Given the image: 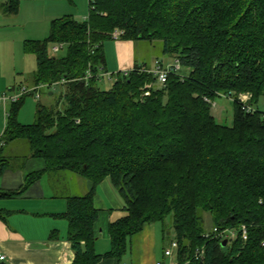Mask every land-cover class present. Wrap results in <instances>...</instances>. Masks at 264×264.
<instances>
[{
  "label": "trees",
  "instance_id": "16d2710c",
  "mask_svg": "<svg viewBox=\"0 0 264 264\" xmlns=\"http://www.w3.org/2000/svg\"><path fill=\"white\" fill-rule=\"evenodd\" d=\"M21 1L9 0L2 10L17 15ZM115 34L159 44L190 76L172 72L159 85L137 69L110 90L96 78L85 82L87 71L106 69L105 45ZM55 46L67 53L56 55ZM24 52L37 62L31 87L48 85L53 96L62 84L64 109L39 105L36 121L23 125L18 118L28 96L11 104L0 177L9 166L4 145L26 140L31 157L46 162L45 171H69L93 183L87 194L68 198L66 212L57 216L68 222L73 264L134 258L144 229L160 223L165 236L168 219L176 264H264V113L254 109L264 96V0H89L87 19L53 20L49 38L26 41ZM148 85L151 95L142 98ZM222 95L234 96L233 127L212 114V102ZM243 95L250 96L248 106ZM43 175H30L20 190L0 198L23 194ZM106 179L125 215L110 223V251L99 255L95 195ZM224 232L236 234L226 246ZM50 238L58 239V232Z\"/></svg>",
  "mask_w": 264,
  "mask_h": 264
},
{
  "label": "crops",
  "instance_id": "0c3cea01",
  "mask_svg": "<svg viewBox=\"0 0 264 264\" xmlns=\"http://www.w3.org/2000/svg\"><path fill=\"white\" fill-rule=\"evenodd\" d=\"M8 1L0 3V31L4 30L6 23L17 21L21 12L20 6L17 15L5 14L2 8ZM36 6L35 4L33 7ZM27 7L29 14L37 13L39 16L38 18L33 16V20L37 22L33 25H40L41 11L32 6ZM47 10V4H44L42 9L44 19L51 17ZM13 38L14 40L6 39L13 50L14 62L8 70L0 68V94L6 89L8 92L3 94L12 95L22 86L31 87L32 83V76H28L30 81L27 84H17V81L18 77L24 76L27 64L30 63V60L29 63H25L27 58L23 50L24 44L26 41L38 39L27 38L19 33L13 34ZM136 45L137 42L120 39L106 43V70L118 73L139 67L150 68L160 59L156 58L152 64L147 62ZM162 62L164 63L163 60ZM7 118L4 110H0V141L6 129ZM3 155L8 159L9 166L0 177V193L20 190L30 175L39 172H43L44 175L23 194L8 199L0 198V253L7 258L8 264H73L75 255L67 239L68 222L57 216L66 212L68 198L87 194L93 189V183L69 171H45L46 162L31 157L30 145L26 140L4 145ZM95 207L99 210V220L95 227L97 236L95 250L100 255L107 253L111 248L110 223L125 215L124 202L109 179L99 185L95 195ZM153 225L155 224L148 225L136 242L138 248L136 263H159L154 262L155 242L149 230ZM54 231L58 232V239L53 240L50 237ZM100 264L119 263L116 260H103Z\"/></svg>",
  "mask_w": 264,
  "mask_h": 264
},
{
  "label": "rangeland",
  "instance_id": "374dc122",
  "mask_svg": "<svg viewBox=\"0 0 264 264\" xmlns=\"http://www.w3.org/2000/svg\"><path fill=\"white\" fill-rule=\"evenodd\" d=\"M7 0H0L1 2H4ZM37 5L36 7H33L34 5ZM39 4V5H38ZM44 4H47V11L51 17H47L46 19L43 18V6ZM21 12L19 17L17 18V21H11L9 23H6V27L3 31H0V68L8 70V68L12 67L13 64V50H11L10 44L8 43V40L6 39H13V34L19 33L20 35L24 37H30L31 39H38V40H31V41H44L49 38L50 36V23L52 20L61 19L64 17H73L77 21H84L87 19L89 15V0H76L75 4H72L68 1H31L30 0H22L21 1ZM32 6L33 8H37L38 11H41L42 15V23L38 26L33 25L34 23H37L33 20V16L35 18H38V14H29L28 13V7ZM41 10H39V8ZM136 48L138 50H141V55L144 54V58L147 62H151V64L155 61L156 58L158 61L162 60L166 65H172L176 66V59L174 57H165L162 47L159 44H151L149 42L145 41H138ZM24 50V49H23ZM67 53V50L65 48H62L59 53L56 55L63 56ZM24 54H26L24 52ZM28 56V57H26ZM25 63L27 64L26 67V73H23L24 76L21 78L18 77L17 84H27L30 80H28V76H32L37 69V62L36 58L31 54H26ZM165 58H164V57ZM161 58H163L161 60ZM30 66V67H29ZM19 76L21 74H18ZM177 76L180 77H189L190 71L185 68H180L176 72ZM31 83V82H30ZM101 88L104 90H110L114 84L113 81L108 80H102L100 81ZM54 95H49V90H41L40 98H36L35 95H30L26 99L25 104L20 110L19 113V121L23 125H31L36 121V112L39 105L48 107V108H59L60 110L64 109V101L60 100V95L62 93V87L56 86L54 88ZM3 92H8V90H4ZM3 92L0 94V97L2 96ZM234 96H228V95H222L219 96L214 102H212V114L216 118L217 122L220 125H224L227 127H233L234 124ZM254 109L260 112L264 113V96H262L259 100V103L254 106ZM205 219V226L207 231L212 230V220L209 214L204 215ZM151 232V235L155 242V249H154V256L155 259L154 262H159L163 264H176V257L175 254L172 258H168L164 255V252L171 248V242L175 240L174 231L172 229L171 225V219H168L165 225V236L163 233V225L160 223H157L149 229ZM110 251V250H109ZM108 251V252H109ZM98 254V253H97ZM106 253L100 254L104 255ZM138 248L137 243H135L134 248V258H131L128 254L126 257H124L121 264H139L136 263V260H138ZM133 261V263L131 262Z\"/></svg>",
  "mask_w": 264,
  "mask_h": 264
},
{
  "label": "built area",
  "instance_id": "2783aa9c",
  "mask_svg": "<svg viewBox=\"0 0 264 264\" xmlns=\"http://www.w3.org/2000/svg\"><path fill=\"white\" fill-rule=\"evenodd\" d=\"M115 40L120 38L119 34H115L114 36ZM62 49V46H55L53 48V51L55 53H58L60 50ZM180 63L176 60V66H172V65H166L161 61H156L154 62V65L150 68L148 67H139L136 69H131L128 71H124V72H118V73H112V72H108L106 69L101 68L100 72L98 74H93L91 70L87 71V74L84 78L85 82H88L89 80L96 78L99 82L102 80H110L113 81L114 83L118 80L119 76L124 75L126 77L130 76L132 72L136 71L137 69H139L138 71L140 73H146L149 75H153L158 84L159 85H164L167 80L169 75L172 72H177L178 70H180ZM64 83V81H63ZM62 84H56V86H60ZM53 88V87H52ZM50 87L48 85H39V86H33V87H27V86H23L21 87L18 92L9 95V94H3L0 97V110H4L6 117H8V107L13 104L18 102L21 98L25 97V96H30V95H35L36 98H40V91L41 90H49ZM151 95V90H150V86H146L145 89L143 90V97H149ZM208 102H210L208 99H206ZM250 100V96L248 95H243L240 98V101L244 104L247 105L248 102ZM248 106V105H247ZM248 112H252V108L247 107ZM214 232H217L216 229H214ZM242 235H243V239L247 240V229L245 226L242 227ZM220 237L223 238L226 242H228L229 240H233L236 237V234H234L233 232H224L220 234ZM264 246V244H263ZM178 248V244L176 242H173L171 244V248L166 250L165 255L168 258H172L174 256L175 251ZM202 252H198V255H202ZM0 264H8L7 262V258L0 253ZM157 264H163V263H157Z\"/></svg>",
  "mask_w": 264,
  "mask_h": 264
},
{
  "label": "water",
  "instance_id": "95a60500",
  "mask_svg": "<svg viewBox=\"0 0 264 264\" xmlns=\"http://www.w3.org/2000/svg\"><path fill=\"white\" fill-rule=\"evenodd\" d=\"M226 245H227V242L225 241V242H224V246H226Z\"/></svg>",
  "mask_w": 264,
  "mask_h": 264
}]
</instances>
